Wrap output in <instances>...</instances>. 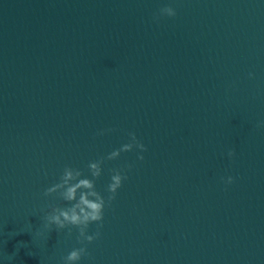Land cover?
<instances>
[{
    "label": "water",
    "instance_id": "95a60500",
    "mask_svg": "<svg viewBox=\"0 0 264 264\" xmlns=\"http://www.w3.org/2000/svg\"><path fill=\"white\" fill-rule=\"evenodd\" d=\"M262 122L264 0H0V264H264ZM101 157L99 235L46 229Z\"/></svg>",
    "mask_w": 264,
    "mask_h": 264
},
{
    "label": "clouds",
    "instance_id": "9594fccd",
    "mask_svg": "<svg viewBox=\"0 0 264 264\" xmlns=\"http://www.w3.org/2000/svg\"><path fill=\"white\" fill-rule=\"evenodd\" d=\"M161 13H166L168 16H174L176 14L175 9L171 6L162 8ZM129 136L130 142L110 152L106 159H115L122 151H130L134 146L142 151L146 150L145 145L137 140L135 132H130ZM228 154L232 156L234 155V151H229ZM143 158L142 154L138 155V159L143 160ZM104 159L105 157H101L99 160L89 162L88 168L93 178L83 177L80 169L66 166L59 182L45 190L44 195L46 196L57 193L64 201L74 202L68 207L53 206L51 211L48 212L44 218L46 220L44 225L46 229L50 230L53 224L56 225L57 229H63L69 225L77 226L79 228L78 239L81 243L85 240L91 242L99 235V232H97L95 236L89 235L86 229L91 222L103 220L106 203L110 204L111 201L115 199L117 189L121 187L122 181L127 178L119 169L112 170L114 174L111 176V182L107 186V191L110 195L107 197L106 201L105 197L96 190L94 179L101 176V165ZM232 179V177H228V182L231 183ZM70 234L71 228H69V235ZM86 254V246L73 249L64 257L65 264H75L76 261H79L81 257ZM8 258L12 259L11 256Z\"/></svg>",
    "mask_w": 264,
    "mask_h": 264
}]
</instances>
